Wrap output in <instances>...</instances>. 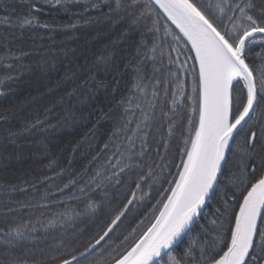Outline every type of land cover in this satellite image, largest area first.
I'll return each mask as SVG.
<instances>
[{"label":"snow or ice","instance_id":"obj_1","mask_svg":"<svg viewBox=\"0 0 264 264\" xmlns=\"http://www.w3.org/2000/svg\"><path fill=\"white\" fill-rule=\"evenodd\" d=\"M40 2L28 0L27 13L15 17L13 10L6 9L8 15L0 17V25L54 31L76 28L81 23H41L34 14L41 11ZM42 2L65 12L69 11V3H83L84 12L76 15L99 13L83 23H123L126 32L140 33L141 38L135 56L123 66L125 72L130 69L132 73L126 94L117 99L119 79L113 74H121V67L110 57H101L95 64L65 74L64 80L72 82L73 87L71 91L65 89L58 103L66 105L67 115L55 114L53 105L46 109L47 123L37 119L19 132L9 131L7 137H0V141L16 144L18 137L34 129L57 127L48 119L50 114L72 131L75 124L83 122V111L97 99L99 89L104 88L106 95L111 89L108 111L98 116L89 129L90 136L85 137L95 139L100 121L112 120L103 147L96 145L94 152L87 154V164L78 171L73 170V157L55 176L20 186L0 184V189L24 193L30 188L37 190V183L48 185L38 201H20V208L11 206L15 201L9 194L6 201L0 202L6 209L4 218L21 208L29 217L35 214L34 209L49 208L51 189L58 178L65 176L67 182L56 188L60 197L84 199L90 210L97 206L91 193L122 184L126 177L129 181L134 178L138 190L159 185L160 199L131 232L122 239L119 235L113 239L133 200L148 197L151 203L150 192L142 191L139 197L133 193L125 210L118 211L98 239L89 242L82 252L62 242L52 253L39 256L35 249L25 247L24 255L18 257L10 249L31 241L29 233L36 231L35 225L27 219L0 227V244L7 257L0 259V264H264V0ZM165 58L178 71L164 68ZM20 59L11 51L0 55V84L13 80L16 71L28 67L18 65ZM149 60L153 62L150 78L144 72ZM62 83L57 82L58 86ZM0 118L7 120V116ZM150 140L156 144L152 162L135 159L147 153ZM79 147L77 144L73 153ZM170 150L179 156V163L174 156L170 160ZM54 164L59 167L55 161L46 167ZM62 198L58 202L65 211L54 213L47 224H41L45 230L57 224L69 227L81 215L68 211L70 205ZM201 219L209 220L211 226L201 223ZM196 225L199 231L193 235ZM97 245L101 247L97 249ZM28 255L32 258H24Z\"/></svg>","mask_w":264,"mask_h":264},{"label":"trees","instance_id":"obj_2","mask_svg":"<svg viewBox=\"0 0 264 264\" xmlns=\"http://www.w3.org/2000/svg\"><path fill=\"white\" fill-rule=\"evenodd\" d=\"M39 7L41 11L34 14L38 16L41 23L71 24L77 20H80L81 23L76 28H57L54 31L36 26L30 29L25 27L21 30L19 27L9 28L0 25V55L11 51L17 56H21L20 61L16 62L18 65L28 66L16 71L13 80H5L3 84H0V92H3V95H0V117L7 116V120L0 118V137H7L9 131L19 132L35 123L37 119L47 123L45 112L53 105H55L53 110L55 114H59L61 117L67 115L64 111L66 105L58 103V101L61 96L65 95V89L71 91L73 87L72 82L64 80L65 74L70 75L71 72L77 71L79 66L92 65L97 63L101 57H110L115 64L121 67V74H113L119 79L120 92L116 94L117 99L121 94L127 93V88L132 83L131 70L125 72L123 66L130 56H135L137 42L141 38L140 33L126 32L127 25L123 23L114 25L110 20L83 23L85 19L99 15L96 11L76 15L84 12L83 3H69L67 12L57 7H49L43 4L42 0ZM6 9L13 10L14 17L25 14L28 11V0H0V17L8 15ZM5 44L8 45V48L4 47ZM22 53H27V55H21ZM253 58L259 62L258 58L255 56ZM173 59H175L174 54ZM42 60L47 63L42 64ZM156 64L159 66V59ZM152 65L153 62L149 60L144 67V72L149 78L153 73ZM163 67H171L174 71H178L175 65L167 63L166 58ZM2 71L0 69V72ZM100 76L104 78L103 73ZM107 79L111 82L112 77L109 76ZM58 81H63V83L58 86ZM105 93L104 88L99 89L97 99L91 101L90 106L83 111V122L75 124L72 131L64 127L62 122L57 123L54 115L50 114L48 119H51L53 124H57V127H49L40 131L34 129L31 133H25L18 137L16 144L0 141V184L20 186L26 181L38 182L44 176H55L62 167L67 166L68 160L73 157V170L82 169L90 159L87 154L94 152L96 145L103 147V143L107 140L113 127L112 120H101L95 130V139H85L86 136H90L89 129L97 121L98 116L102 112L108 111V101L112 100L113 94L110 88L107 90V95ZM76 107L79 109L80 105L77 104ZM77 117H80L79 111H77ZM77 144L80 147L73 153V148ZM89 145L92 147L90 148ZM149 145L147 153L144 156H137L135 159L151 163L152 157L156 153V144L150 140ZM175 145L176 141H173V147ZM45 149H47V153H45ZM169 156L170 160L174 156L176 163H179V156L171 150ZM52 161H55L59 167H56L55 164L52 168L46 167ZM171 170L175 174V167ZM66 182V176L63 179L58 178L51 189L52 195L48 197L50 207L42 210L34 209L35 214L31 217L27 210L21 208L18 212L10 213L5 219L3 213L6 209L0 203V227L6 228L9 224L27 219H31L35 225L36 231L29 233L32 236L31 241L17 244L15 248L10 249L18 257L24 255L25 247L35 249L39 256L42 253H52L55 246L62 242L76 246L82 252L89 242L94 243L95 239H98V234H102L106 225L118 211L125 210L124 206L128 205L129 200H133V193L139 197L142 191L150 192L151 203H149V198L145 197L142 201L135 199L133 204L128 205V210L125 217H122L119 229L112 234L113 239L116 235L122 239L149 215L152 204L160 199V194L157 191L159 185L151 189L146 185L144 189L138 190L135 187L134 178L129 181L126 177L122 184H112L105 189L91 193L97 206L95 210H90L86 208L84 199L69 200L66 197H60L56 188L57 186L63 187ZM167 186L165 183L164 187ZM47 188L46 183H37V190L30 188L27 193L0 189V202L6 201L10 194L15 201L11 206L20 208L18 202L38 201ZM58 198L64 199V203L70 205L68 211H78L81 215L69 227L57 224L45 230L41 224H47L48 219L54 213L65 211V208L58 202ZM13 217H17V220H13ZM37 217H39V222H37ZM201 223L211 226L209 220L206 219H201ZM198 231L199 225H196L193 235H196ZM186 242L187 240H185ZM103 244L102 241L101 245ZM101 245H97V249ZM3 252L4 245L0 244V259L7 258ZM24 258L31 259L32 257L28 255Z\"/></svg>","mask_w":264,"mask_h":264}]
</instances>
